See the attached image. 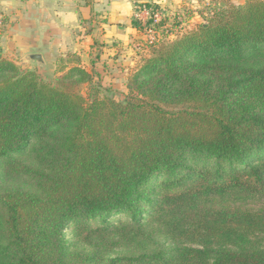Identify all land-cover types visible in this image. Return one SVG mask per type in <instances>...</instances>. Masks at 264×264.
Masks as SVG:
<instances>
[{"label":"trees","instance_id":"obj_1","mask_svg":"<svg viewBox=\"0 0 264 264\" xmlns=\"http://www.w3.org/2000/svg\"><path fill=\"white\" fill-rule=\"evenodd\" d=\"M202 18L124 101L84 97L81 59L53 82L0 59V264H264V0Z\"/></svg>","mask_w":264,"mask_h":264},{"label":"crops","instance_id":"obj_2","mask_svg":"<svg viewBox=\"0 0 264 264\" xmlns=\"http://www.w3.org/2000/svg\"><path fill=\"white\" fill-rule=\"evenodd\" d=\"M183 1L0 0V59L17 56L30 64L45 66L70 45L74 48L70 46L68 51L79 56L89 48L91 38L84 33L82 24L102 21L107 32L103 39L109 38L115 32L113 29L123 38L127 32L136 30L133 26H123L129 22L135 3L171 7L179 6ZM33 55L39 56L40 61L32 60Z\"/></svg>","mask_w":264,"mask_h":264},{"label":"rangeland","instance_id":"obj_3","mask_svg":"<svg viewBox=\"0 0 264 264\" xmlns=\"http://www.w3.org/2000/svg\"><path fill=\"white\" fill-rule=\"evenodd\" d=\"M221 0H184L179 6L158 7L161 17L166 18V25L157 28L155 23L154 31L156 32V40H164L171 42L185 34L203 22L202 14L210 12L215 3ZM235 5H244L249 0H229ZM141 3H135L133 14L129 22L123 24L124 27H131L132 20L137 19V7ZM151 18L147 19V22ZM102 21L97 20L95 24H82L86 36H90L89 48L85 53L77 55L67 50L63 51L55 60L46 63L45 66H38L36 63L30 64L28 61H23L22 57L8 56L7 61L16 64L22 71H35L41 78L47 82H53L57 69L64 64L72 65V61L76 58L81 59L83 65L92 73L93 80L90 84L84 85L81 89V94L84 97H89L90 94L100 93L102 97L107 96L124 101L128 94L127 84L133 72L143 63L145 58L151 54V43L149 35L143 32H127L124 37H119L117 30L110 35L109 38L103 39V35L107 34L106 29L101 25ZM94 25V26H93ZM122 25V24H121ZM107 28V27H106ZM82 30V29H77ZM1 31V29H0ZM77 31V32H78ZM154 32V33H155ZM78 34H81V32ZM2 60V59H1ZM72 62V63H71ZM245 207L254 208L255 204H247ZM71 239V236H68ZM73 250H86L87 247L76 240L73 241ZM124 249H115L108 253L99 264H111V260L124 256Z\"/></svg>","mask_w":264,"mask_h":264},{"label":"built area","instance_id":"obj_4","mask_svg":"<svg viewBox=\"0 0 264 264\" xmlns=\"http://www.w3.org/2000/svg\"><path fill=\"white\" fill-rule=\"evenodd\" d=\"M158 12H159V10H157L154 13L153 17H154L155 21L150 26H147V19L151 18L152 10H150L147 7H143V9L138 11L136 14L137 20H139L142 23V25L145 29L144 31L149 35L150 43L157 41L156 40V32L154 31V26H155V23H157V22L159 23L160 20L163 18V17H161V14H159Z\"/></svg>","mask_w":264,"mask_h":264},{"label":"water","instance_id":"obj_5","mask_svg":"<svg viewBox=\"0 0 264 264\" xmlns=\"http://www.w3.org/2000/svg\"><path fill=\"white\" fill-rule=\"evenodd\" d=\"M31 59H32V60H39V61H40V58H39V56H37V55H33V56H31Z\"/></svg>","mask_w":264,"mask_h":264}]
</instances>
